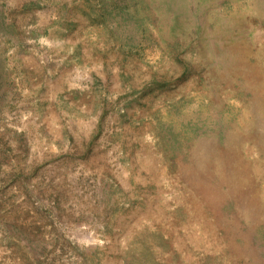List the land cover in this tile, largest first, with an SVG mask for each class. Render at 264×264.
Instances as JSON below:
<instances>
[{"label":"rangeland","instance_id":"rangeland-1","mask_svg":"<svg viewBox=\"0 0 264 264\" xmlns=\"http://www.w3.org/2000/svg\"><path fill=\"white\" fill-rule=\"evenodd\" d=\"M0 264H264V0H0Z\"/></svg>","mask_w":264,"mask_h":264}]
</instances>
